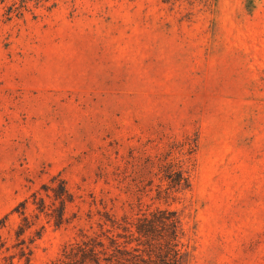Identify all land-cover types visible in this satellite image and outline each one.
<instances>
[{"label":"rangeland","instance_id":"374dc122","mask_svg":"<svg viewBox=\"0 0 264 264\" xmlns=\"http://www.w3.org/2000/svg\"><path fill=\"white\" fill-rule=\"evenodd\" d=\"M156 208L264 264V0H0V264Z\"/></svg>","mask_w":264,"mask_h":264},{"label":"trees","instance_id":"16d2710c","mask_svg":"<svg viewBox=\"0 0 264 264\" xmlns=\"http://www.w3.org/2000/svg\"><path fill=\"white\" fill-rule=\"evenodd\" d=\"M179 177L169 183L173 191L180 188ZM115 228L132 239L123 231L108 241L90 237L64 246L62 256L51 264H182L188 256L175 210L156 208Z\"/></svg>","mask_w":264,"mask_h":264}]
</instances>
